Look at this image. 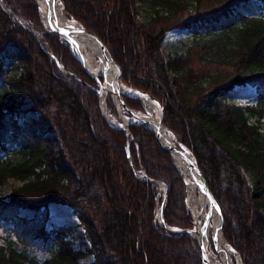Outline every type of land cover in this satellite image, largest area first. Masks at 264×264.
<instances>
[{"label":"trees","instance_id":"trees-1","mask_svg":"<svg viewBox=\"0 0 264 264\" xmlns=\"http://www.w3.org/2000/svg\"><path fill=\"white\" fill-rule=\"evenodd\" d=\"M61 1L66 16L106 46L120 81L160 103L162 123L193 153L222 210V232L243 264H264V15L235 11L251 0H152L154 15L140 22L137 0ZM188 4L202 13L180 21ZM183 25L210 35L166 62L165 35ZM195 54L209 69L190 62ZM1 84L10 94L0 93V187L10 178L22 184L0 200V221L16 225L0 246V264H80L90 255L92 264H203L194 237L166 227H193L187 182L170 151L146 124H132L126 134L107 122L96 80L68 41L45 28L36 0H0ZM244 84L257 88V103L228 102ZM123 99L144 110L138 99ZM157 181L167 186L164 227ZM52 203L73 209L89 248H72L73 227L32 230L30 219L18 215L28 208L46 218Z\"/></svg>","mask_w":264,"mask_h":264},{"label":"rangeland","instance_id":"rangeland-1","mask_svg":"<svg viewBox=\"0 0 264 264\" xmlns=\"http://www.w3.org/2000/svg\"><path fill=\"white\" fill-rule=\"evenodd\" d=\"M258 5H261L259 0H251L249 7L243 4H239L235 6V11L243 13L248 16H261V15L263 16L264 13L260 12ZM154 9L156 8L153 7L152 0H137L135 4V10L137 12V20L140 22H147L150 19V17L154 15L155 13ZM212 12L213 11H206L205 13L206 15H209ZM180 13H181V16L179 20L188 21V20L194 19L202 12L196 11L195 7H193L191 4H188L187 9H185L184 11H180ZM39 16H40V13H39ZM41 19L42 18L40 16V20ZM212 33H214V31ZM208 35H210L209 31H205L202 28L196 29L193 27L191 28L189 26L183 25V26L174 28L166 33L164 42H163V45L160 51L164 55L165 61L168 62L170 61V59H172L175 56L185 55L186 53H188L189 49L194 51L195 40L198 39L199 37L208 36ZM196 57L197 56L195 54L190 59V62L193 65H195V67H197L198 70L200 69L202 71H205V69H209L211 64L208 66V68H206L201 63H199V60ZM0 93H3L4 95L8 96L10 94V91L7 89V87L4 84H1ZM99 98H100L99 99L100 110H101L103 117L105 115L106 117H108L110 121L113 119V121L115 122L113 121L111 122L114 125L116 126L123 125L122 120H121V116H123V114L129 118H133V116H131L129 113L126 112V109L124 108L122 109V107L121 108L118 107L116 103V99L112 93L107 95L105 99L106 105L103 104L101 97ZM109 100H111L112 104H114L117 110L116 114H113L109 111L108 109L109 102H110ZM257 100H258V90L255 86H252L250 84L238 85L234 87L233 90L229 92L228 98H227L228 102L237 104V105H242V106L255 105L257 103ZM119 111L121 112L120 117H119ZM134 120H130V122H134ZM250 122L252 124L257 123L254 117L250 118ZM261 130L264 132V117L262 119ZM50 135L54 136V134H50ZM10 159L14 162H18L21 160L20 157L17 155H11ZM246 175L249 178V175L247 173ZM184 177L188 182V188H189V185H190L189 182L191 181V179H187L185 175ZM21 184L22 182L19 180H15L13 178L8 179L7 182L0 187V200L4 202L8 201L10 197L9 193L12 192L14 188L20 186ZM186 198H187V208L189 209L192 215L195 211H200V209L196 208L195 202L193 200L191 201L190 199H188V189L186 191ZM47 211H48V215L46 218H44V216L42 215L35 216V212L28 208L20 209L18 211V215L21 217H26L30 219L31 223L29 225L31 226L32 230H37L43 225L48 231H51L52 229H58L61 227H73L75 229L74 233L67 238L72 243L71 244L72 248L75 250H85L90 247V244L85 237L84 229L81 226H79V219L71 207L66 206V205H61L58 203H52L49 205ZM34 217L36 218L34 219ZM15 226L16 225H14L12 221H8V222L2 221V220L0 221V246L2 244H5L6 241H8L9 239L14 237L13 229ZM213 237H214L213 230L211 229L210 246L214 253L220 255V253H218L215 248V241ZM28 242L29 241H27V243ZM17 247L19 249L22 248L21 246H17ZM40 256L41 255L38 254L37 258L41 259ZM93 261H94V257L90 255L84 259H81L79 262L80 264H92ZM236 263L237 261L233 257L232 264H236Z\"/></svg>","mask_w":264,"mask_h":264},{"label":"bare ground","instance_id":"bare-ground-1","mask_svg":"<svg viewBox=\"0 0 264 264\" xmlns=\"http://www.w3.org/2000/svg\"><path fill=\"white\" fill-rule=\"evenodd\" d=\"M37 1L41 9V18L46 28L51 29L48 22V15L56 24L68 28L75 39L72 47L78 58L81 59L85 67L93 74H102L105 77L106 85L104 91L101 93L103 104L105 105V99L110 93L115 97L118 107H122V109L124 107L118 97L119 95H129L139 98L146 107V115L151 119L153 127L159 137L167 143H172L174 140L173 135L160 121L161 111L159 104L146 94L128 87L119 80L117 67L102 53L98 41L91 34L86 33L78 21L66 16L61 0ZM124 119L125 121L134 119V121H137L135 117L129 118L126 115H124ZM173 155L183 174L187 179H191L188 188V199L193 200L196 208L200 209V211L193 213L196 229L193 234L197 239L204 240V244L208 250L209 264H232L233 257L237 261L236 264H242L239 255L233 252L227 245L221 232L214 238L215 248L220 255L212 251L210 246L211 229L216 230L218 227L220 221L219 214L214 207H209L208 198L202 185V179L196 170L179 153L173 152ZM188 155L191 157L190 154ZM208 213H210V221L208 229L205 231L203 219L206 218Z\"/></svg>","mask_w":264,"mask_h":264},{"label":"water","instance_id":"water-1","mask_svg":"<svg viewBox=\"0 0 264 264\" xmlns=\"http://www.w3.org/2000/svg\"><path fill=\"white\" fill-rule=\"evenodd\" d=\"M38 6H39V3L38 1L36 0ZM39 13H40V16H41V9H40V6H39ZM48 22H49V25L51 27V31L53 32H56L58 33L61 37L65 38L68 40V42L71 44H73V42H75V39L74 37L72 36V33L71 31L66 28V27H63V26H60L59 24H56L54 21H52V19L50 18V16L48 15ZM84 31L86 33H89L91 34L99 43V46H100V49L102 51V53L108 57L110 59V61L117 67L118 69V75L120 76L121 74V69L120 67L116 64V62L113 60V58L111 57L108 49L106 48V46L100 41V39L95 35L93 34L92 32L88 31L87 29H85L83 27ZM78 57V56H77ZM78 60L80 61V63L83 65V67L85 68V70L96 80L97 82V86H93V88L96 90V92L99 94V96L101 97V93L104 91L105 89V85H106V79L105 77L102 75V74H99V75H95L93 74L91 71H89L84 63L81 61L80 58H78ZM57 64L60 66V63L58 61H56ZM100 76H102L104 78L103 82L100 81ZM132 88V87H130ZM132 89H135V88H132ZM137 91H140L144 94H146L147 96H149L150 98H152L154 101H156L159 105L160 103L154 98L152 97L151 95L147 94L146 92L144 91H141V90H138V89H135ZM125 96H129V95H125ZM122 102V105L124 106V108L126 109V112L129 113L131 116L135 117L137 121H134V122H129V121H125L124 119V115L121 116V120L123 122V125L122 126H116L114 125L109 119L108 117H106L104 115V117L106 118V120L114 127H117V128H122L126 131L127 134H129V128L128 126L130 124H148L150 129L152 130V132L155 134L156 138L160 141L161 144H163L172 154L173 158H174V155H173V152H177L179 153L183 159H185L186 162H188L189 165H191L195 170L196 172L198 173V175L201 177L202 179V185H203V188H204V192L208 198V203H209V207L212 208L214 207L217 211V213L219 214V217H220V221H219V225L218 227L216 228V230L213 231V239L216 237V235L219 234V232H222V223H223V216H222V211H221V208H220V205L219 203L217 202V200L215 199L214 195L212 194V192L210 191L209 187L207 186V183L205 181V178L204 176L202 175L198 165H197V162H196V159L194 157V155L192 154V152L185 146L183 145L182 143L178 142L176 140V138L174 137V140L172 143H167L165 141H163L159 135L157 134V132L155 131L154 127H153V124H152V121L151 119L146 115V113H143L141 111H138V110H135V109H132L130 107H128L125 103H124V100L122 98V95H119L118 96ZM131 97H134V98H137L135 96H131ZM160 111H161V123H162V116H163V109L160 105ZM171 132V131H170ZM171 134L173 135V133L171 132ZM126 153H127V156L128 158L130 159V149H129V143H127L126 145ZM190 154L191 157L188 155ZM174 161L176 163V160L174 158ZM177 165V163H176ZM178 166V165H177ZM182 174V172H181ZM183 175V174H182ZM184 177V176H183ZM151 180V179H150ZM163 188L164 190V193H163V205L160 209V220L163 224V226H165L164 224V217H163V210H164V207H165V203H166V200H167V186L165 183H163L162 181H157ZM209 221H210V213L207 214L205 220H204V223H203V227H204V230L207 231L208 229V226H209ZM167 228L171 229V230H174V231H178V230H182V229H178V228H170L169 226H167ZM182 231H185L187 233H189L191 236H193L198 244H199V247H200V250H201V255H202V261H203V264H209V258H208V250H207V247L205 246L204 244V240H199L197 239L195 236H194V232L196 231L195 229V223L193 222V227L191 229H186V230H182ZM223 234V233H222ZM224 237V235H223ZM225 239V237H224ZM225 242L227 243V245L231 248V250L233 252H235L236 254L239 255V253L233 248L231 247L228 242L226 241L225 239ZM239 257L241 258V256L239 255Z\"/></svg>","mask_w":264,"mask_h":264}]
</instances>
